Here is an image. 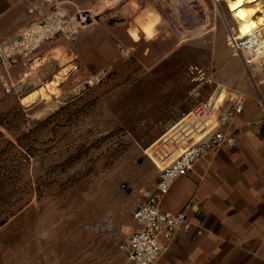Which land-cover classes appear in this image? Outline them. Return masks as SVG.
Wrapping results in <instances>:
<instances>
[{
  "label": "rangeland",
  "instance_id": "rangeland-1",
  "mask_svg": "<svg viewBox=\"0 0 264 264\" xmlns=\"http://www.w3.org/2000/svg\"><path fill=\"white\" fill-rule=\"evenodd\" d=\"M54 2L77 27L74 40L41 45L19 100L0 88V119L11 123L10 131L0 128L6 140L49 119L33 136L43 156L33 168L40 194L0 228V264H124L119 245L135 227L130 214L177 156L162 165L166 147L207 134L203 122L194 140L177 133L191 120L182 113L216 88L196 89L187 69H210L217 85L245 100L247 88L257 98L264 84L259 68L247 70L227 46V26L235 30V23L223 0ZM142 14L160 20L149 38L134 22ZM67 66L65 80L50 85ZM45 84L48 99L37 92ZM101 224L98 234L85 230Z\"/></svg>",
  "mask_w": 264,
  "mask_h": 264
},
{
  "label": "built area",
  "instance_id": "built-area-1",
  "mask_svg": "<svg viewBox=\"0 0 264 264\" xmlns=\"http://www.w3.org/2000/svg\"><path fill=\"white\" fill-rule=\"evenodd\" d=\"M26 12L29 16L27 28L15 38L0 39V86L4 96H13L18 100L24 95L29 72L32 71L34 63L39 61L37 52L41 45L57 36L72 41L77 33V27L72 25L73 20L56 7L54 0H26ZM75 21L79 25L83 23L82 16H78ZM263 30L264 28L259 27L241 34L237 28H229L226 37L232 54L241 58L247 70L254 65L259 68L262 84ZM20 65L29 70L16 80L13 70ZM187 77L189 84L196 89L204 84H214L216 88L207 101L196 104L191 112L184 116L182 121L190 118V123L187 124V129L181 127V132L178 130L177 133L183 139L194 140L195 131L203 122L207 125V134L202 140L194 141L186 147H183L181 142L166 147V150L164 147L163 157L169 158L173 154L177 156L169 165L159 169V178L153 190L141 192V197L130 214L135 227L119 245L124 255V264H160L161 258L168 252L178 235L186 236L192 228L197 229L198 235L203 233L199 219L202 206L198 201L190 198L181 212L172 214L161 210V200L177 177L189 176L194 165L206 158L210 152L221 147L235 146L236 134L231 125L243 113L245 96L236 91L228 93L222 85H217L210 69L204 71L190 66L187 69ZM224 92L227 96L221 99ZM256 100L264 109V102L259 95ZM105 228V225L101 224L94 228L86 227L85 230L98 234Z\"/></svg>",
  "mask_w": 264,
  "mask_h": 264
},
{
  "label": "crops",
  "instance_id": "crops-1",
  "mask_svg": "<svg viewBox=\"0 0 264 264\" xmlns=\"http://www.w3.org/2000/svg\"><path fill=\"white\" fill-rule=\"evenodd\" d=\"M145 11L154 9L147 4ZM134 22L148 28V34L143 33L147 38L152 35L151 28L160 24L148 14ZM28 24L26 0H0V39L17 37ZM235 28L243 34L237 24ZM28 70L20 65L13 76L19 80ZM257 90L264 102V86ZM245 91L248 98L243 113L231 125L235 146L210 152L194 165L189 176L177 177L161 200L162 211L177 214L194 198L202 206L199 219L204 231L198 235L192 228L186 236L178 235L160 264H264V109L248 88Z\"/></svg>",
  "mask_w": 264,
  "mask_h": 264
},
{
  "label": "trees",
  "instance_id": "trees-1",
  "mask_svg": "<svg viewBox=\"0 0 264 264\" xmlns=\"http://www.w3.org/2000/svg\"><path fill=\"white\" fill-rule=\"evenodd\" d=\"M49 119L15 138L5 139L0 129V228L8 223L40 194V179L34 176V165L43 156L36 150L34 135ZM0 128L10 131L11 123L0 119Z\"/></svg>",
  "mask_w": 264,
  "mask_h": 264
},
{
  "label": "bare ground",
  "instance_id": "bare-ground-1",
  "mask_svg": "<svg viewBox=\"0 0 264 264\" xmlns=\"http://www.w3.org/2000/svg\"><path fill=\"white\" fill-rule=\"evenodd\" d=\"M215 2L221 0H214ZM226 3V8L232 11V18L235 24L243 30V34L250 32L253 29L258 28L259 26H264V9L261 7V0H223ZM261 14V15H260ZM198 34H195V36ZM194 36V35H193ZM70 68L63 69L61 74L58 75L57 80L53 81L50 85L57 86L58 81L65 80L70 71ZM48 85L38 88L37 92L39 97L48 99V90H50ZM33 95L23 99V103H26L27 106L32 104ZM50 99V98H49ZM48 101V100H47ZM179 131H181L179 129ZM174 155V154H173ZM172 155V156H173ZM169 158L162 157L160 163H168Z\"/></svg>",
  "mask_w": 264,
  "mask_h": 264
}]
</instances>
